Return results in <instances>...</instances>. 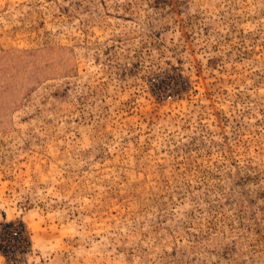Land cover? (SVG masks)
Returning a JSON list of instances; mask_svg holds the SVG:
<instances>
[{
  "label": "rangeland",
  "instance_id": "1",
  "mask_svg": "<svg viewBox=\"0 0 264 264\" xmlns=\"http://www.w3.org/2000/svg\"><path fill=\"white\" fill-rule=\"evenodd\" d=\"M0 264H264V0H0Z\"/></svg>",
  "mask_w": 264,
  "mask_h": 264
}]
</instances>
